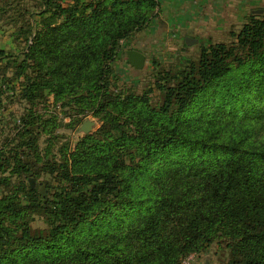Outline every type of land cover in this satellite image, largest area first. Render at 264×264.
Instances as JSON below:
<instances>
[{
    "label": "trees",
    "instance_id": "1",
    "mask_svg": "<svg viewBox=\"0 0 264 264\" xmlns=\"http://www.w3.org/2000/svg\"><path fill=\"white\" fill-rule=\"evenodd\" d=\"M9 1L0 0V11ZM157 5L38 1L43 28L28 31L35 35L23 59L3 67L12 64L22 80L20 99L33 106L48 90L62 104L94 101L110 115L71 159L42 166L50 181L5 183L9 160L0 152V264H180L213 245L225 254L221 264H264V139L253 140L264 110L222 134L178 124L198 100L219 115L236 106L250 114L249 96L264 92V15H250L231 43L202 47L196 61L158 73L161 99L152 105V88L113 94L106 65ZM7 56L0 50V62ZM22 124L13 159L17 176L28 177L21 156L38 152L31 109ZM35 215L45 228L31 226Z\"/></svg>",
    "mask_w": 264,
    "mask_h": 264
},
{
    "label": "rangeland",
    "instance_id": "2",
    "mask_svg": "<svg viewBox=\"0 0 264 264\" xmlns=\"http://www.w3.org/2000/svg\"><path fill=\"white\" fill-rule=\"evenodd\" d=\"M39 0H13L5 2L0 11V50L8 56L0 62V152L9 160V170L2 176L5 183L15 184L22 181L35 185L43 180H49L40 173L43 165L59 163L71 159V154L87 136H94L103 125L106 111H100L98 102H89L85 108L74 102L56 101L48 90L33 105L29 106L20 99L21 79L15 77L14 66L6 65L12 60H22L27 45L32 44L33 34L27 37L28 31L37 32L42 29V19L36 15ZM157 7L148 15L149 21L131 37L120 41L112 62L106 65L111 68L112 82L110 91L117 93H132L141 95L147 88H152L149 94L152 105H157L161 99L154 87L158 73L182 68L196 61L202 47L216 43H231L232 33L236 34L250 15H264V0H157ZM189 26V27H188ZM191 37V38H190ZM186 39H192L190 45ZM235 41V40H234ZM134 50L145 56V65L136 70L129 65L127 51ZM31 65H34L31 63ZM104 68V66H102ZM251 104H246L244 111L241 106L232 107L221 114L204 100H198L191 109L178 119L183 130L190 133H200L210 130L215 134L230 131L233 122H249L254 113L264 110V92L261 95L251 94ZM243 108V107H242ZM36 115L37 125L32 127L36 134V149L27 155H22L24 164L33 169V176L15 172L13 155L19 151L22 133V119L28 110ZM109 113L113 111L108 110ZM90 121L92 129L85 134L81 125ZM264 139V131L255 132L253 140ZM23 151V148H21ZM38 153V156H37ZM40 155V156H39ZM1 189V188H0ZM136 217L124 218L125 226ZM129 221V222H128ZM117 224V223H116ZM112 223L108 227L113 230ZM120 225V224H117ZM31 226L43 229L45 225L40 216H33ZM131 226V225H129ZM225 257L220 246L213 245L206 251L191 254L181 260L180 264H221ZM27 264H44L32 261Z\"/></svg>",
    "mask_w": 264,
    "mask_h": 264
},
{
    "label": "water",
    "instance_id": "3",
    "mask_svg": "<svg viewBox=\"0 0 264 264\" xmlns=\"http://www.w3.org/2000/svg\"><path fill=\"white\" fill-rule=\"evenodd\" d=\"M192 43V39H186V44L190 45ZM127 54V58H128V62L129 65L136 69V70H140L144 67L145 65V56L137 51L134 50H130L126 52ZM93 123L90 121H86L84 122L81 127L80 130L87 134L89 133V131L92 129ZM30 185H32V183L30 182Z\"/></svg>",
    "mask_w": 264,
    "mask_h": 264
},
{
    "label": "crops",
    "instance_id": "4",
    "mask_svg": "<svg viewBox=\"0 0 264 264\" xmlns=\"http://www.w3.org/2000/svg\"><path fill=\"white\" fill-rule=\"evenodd\" d=\"M189 27V26H188ZM191 38V37H190Z\"/></svg>",
    "mask_w": 264,
    "mask_h": 264
}]
</instances>
